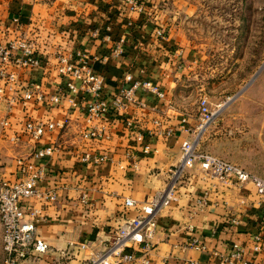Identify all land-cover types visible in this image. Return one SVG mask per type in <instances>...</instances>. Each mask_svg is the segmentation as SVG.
Returning a JSON list of instances; mask_svg holds the SVG:
<instances>
[{
	"label": "crops",
	"instance_id": "1",
	"mask_svg": "<svg viewBox=\"0 0 264 264\" xmlns=\"http://www.w3.org/2000/svg\"><path fill=\"white\" fill-rule=\"evenodd\" d=\"M242 2L235 6L240 14L230 27L234 34L223 42L231 48L225 57L202 50L208 45L197 44L190 34L186 39L176 18L164 20L169 12L152 10L149 1L140 14L129 12L124 0H0V45L17 38L33 41L48 62L32 72L18 70L23 80L43 84L45 101L17 105L10 125L0 126V147L10 146L3 150L0 181L15 180L18 156L54 149L52 156L31 159L48 172L42 188L57 196L53 203L38 204L45 218L38 223V235L49 245L40 264H82L101 254L126 220L155 204L160 206L149 251L152 264H232L235 246L242 259L233 264H264V201L255 185L222 182L201 163L181 167L183 144L195 138L200 124L198 99L191 95L206 85L211 101L223 100L231 90L240 95L222 119L224 127H232L230 132L210 133L206 142L240 143V164L235 165L264 177V57L249 58L248 51L254 31L264 24V0ZM207 7L197 0H174L173 8L181 13ZM121 41L126 52L115 59L111 52ZM77 52L92 58L94 72L104 77L107 97L130 85L126 76L131 75L153 81L165 98L140 91L137 97L145 106L127 105L107 121L89 124L88 98L74 94L68 88L72 77L57 70L61 56ZM220 62L240 63V69L246 62L255 66L235 82V72L226 73L227 68L216 65ZM56 95L61 101L52 104L49 98ZM71 97L77 107L69 104ZM6 109L0 103L2 117ZM25 118L60 121L65 129L35 141L23 134ZM102 127L108 138H83L86 130ZM16 136L19 143L13 141ZM87 157L90 162H84ZM98 158L105 159L96 163ZM127 200L134 205L126 206ZM84 243L90 244L88 252L79 249ZM143 246L135 244L131 252L141 257Z\"/></svg>",
	"mask_w": 264,
	"mask_h": 264
},
{
	"label": "built area",
	"instance_id": "2",
	"mask_svg": "<svg viewBox=\"0 0 264 264\" xmlns=\"http://www.w3.org/2000/svg\"><path fill=\"white\" fill-rule=\"evenodd\" d=\"M153 0H124V4L129 12L144 13L147 10V2ZM158 36L164 37V32L158 30ZM126 48L124 41L118 42L112 52L111 57L122 58ZM38 54L33 41L17 38L11 40L6 45H0V101L6 103V117L4 126L10 125V115L13 114L17 105L26 106L31 101L44 102L45 90L40 82L23 80L18 70L32 72L35 68L47 65ZM15 68H17L15 70ZM57 70L64 76L72 77L73 81L68 84V88L74 94H83L88 98L86 104V119L89 124L95 120L107 121L109 116L118 108L127 105L145 106L138 99L140 91L153 93L158 98L164 99L165 92L151 80H136L131 75L126 76V81L130 84L120 90L118 94L107 97L104 93V77L94 72L92 58L85 52H77L68 56H61L58 59ZM52 104H59L61 96H51ZM72 107H77L76 97L68 99ZM199 119L200 125L197 129L202 131L204 127L212 123L215 119V112L211 109L209 98L202 95L199 99ZM131 125V122H129ZM65 123L60 121L42 122L31 118H25L22 123L23 134L35 141L41 140L44 136L55 131H63ZM106 128H91L86 130L82 136L84 139H105ZM171 132L168 134L170 135ZM193 140H187L182 148L181 167H192L198 160L202 167L217 177L222 182L244 183L252 182L258 195L264 201V180L250 175L243 169L212 156H202L196 153L197 137L195 132ZM20 136H16L13 141L19 143ZM54 149L51 147L36 149L30 158L20 155L16 158L17 173L15 180L0 181V221L3 231V250L5 254L4 264H40L43 255L49 250V245L38 235V223L44 220L43 208H38V204L46 205L56 201V192L43 189V183L48 179V172L44 166L38 165L31 160L45 159L52 156ZM105 158H98L96 163ZM84 162H90L87 157ZM172 192L167 194V199H171ZM168 203L167 200L162 202ZM132 200L126 201V206H133ZM160 204L146 207L144 213L135 219L126 220L116 231L115 236L109 246L97 255H90L82 264H120L130 262L133 264H152L149 257L151 250V240L156 232V214ZM260 241V238H258ZM144 244L145 252L141 257L136 256L132 249L134 245ZM80 251H89L90 244L84 243L79 246ZM236 251L232 255L230 262L234 259H242V250L235 246ZM259 250V247H256ZM140 261V262H138ZM190 264H198L191 261ZM244 264H249L245 262Z\"/></svg>",
	"mask_w": 264,
	"mask_h": 264
},
{
	"label": "rangeland",
	"instance_id": "3",
	"mask_svg": "<svg viewBox=\"0 0 264 264\" xmlns=\"http://www.w3.org/2000/svg\"><path fill=\"white\" fill-rule=\"evenodd\" d=\"M248 1L250 3V0ZM197 3L199 6H203V7H205V4H207L208 10H181V13H179L178 10L176 9L174 10L173 8L174 0H160L159 3L158 0H155L149 6H151L152 10H160V11L164 10L165 12H169L164 20H166L167 17L169 20L171 19L174 20V18H176L175 19L176 26H179V28L177 29L178 30L180 29L182 31V33L180 32L182 36L188 39L187 37L190 34V36L194 40H196L197 44L208 45V47L202 46L201 48L202 50L207 49L209 50L210 53L221 56L229 55L231 53L230 50L231 48L230 47L225 48L226 44H224L223 42L229 40L232 37V34H234L231 33L232 24H235L236 17H239L238 14H240V10H235L236 8L235 6L237 5L241 6L242 3L244 2H242V0L239 1L238 0H197ZM154 7H157V9ZM246 10H249V8H247ZM262 22H264V16L262 17ZM252 36H253L252 39L253 42L251 43V46L249 47L248 50L249 58L264 57V24L258 27L254 31ZM221 63L222 62L216 65L222 67L224 66L223 68H227L226 73H228V71L235 72V74L233 75L235 82H237V80L240 79L242 76H244V73L248 71L246 68L249 69L250 67L255 66L252 62H246L244 63V65H242V68L240 69V63L238 64H233V63L221 64ZM16 69L17 68H15V70ZM203 86L204 88L201 87L199 91L196 90V93L191 95V99L193 98L198 99V104H199L200 97L202 95H206L209 98L211 109L215 112V117H214L215 119L212 121V123L204 127L202 131L199 132V130L198 131L196 130L198 134L197 142H196L198 146L196 153L202 156L205 155L212 156L221 159L225 162L229 161L228 163L232 162L234 163L233 165L240 164V149L236 146V145L240 146V143L238 144L228 143L227 145H224L221 143L206 142L207 140L205 139L206 136L210 133L214 134L215 132H217L218 134L219 133L221 134L223 131L224 133L230 132L232 127H228V126L224 127V122L222 119L226 117V113H225L226 108L230 104L238 100V98H240V95L235 94L236 92L231 90L227 94L226 98H224L223 100L211 101V97H210L211 93L209 91V88L206 85ZM219 98L217 97L216 99ZM2 102L4 101H0V103ZM12 115H10V118L12 117ZM6 117L8 116L3 115L2 117V113L0 112V126L2 122L4 123V119ZM6 149L8 150L10 149V146H8V144H4L2 147H0V161H2V156L4 155V152H6L3 150ZM196 163H202V162L198 160ZM259 178L264 180V177H259ZM4 262H5V254L3 250V231H2V224L0 221V264H4Z\"/></svg>",
	"mask_w": 264,
	"mask_h": 264
},
{
	"label": "trees",
	"instance_id": "4",
	"mask_svg": "<svg viewBox=\"0 0 264 264\" xmlns=\"http://www.w3.org/2000/svg\"><path fill=\"white\" fill-rule=\"evenodd\" d=\"M43 59V58H42ZM43 60H45V59H43Z\"/></svg>",
	"mask_w": 264,
	"mask_h": 264
}]
</instances>
